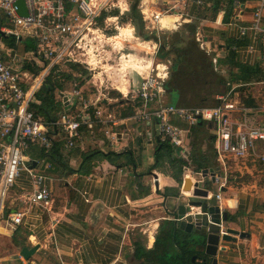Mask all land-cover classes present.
<instances>
[{"label": "crops", "instance_id": "crops-1", "mask_svg": "<svg viewBox=\"0 0 264 264\" xmlns=\"http://www.w3.org/2000/svg\"><path fill=\"white\" fill-rule=\"evenodd\" d=\"M145 1L153 12L171 8L170 13H163V16H170V23H174L170 30H182L185 25L195 29L196 40L202 48L213 53L217 61L220 60L218 69L225 75H240L236 64L258 69L256 78L251 77L245 85L228 82L227 92L217 98L227 96L236 105L225 116L234 128L243 123L264 124V96L261 99L255 94L257 88H260L258 91L264 89V40L250 28L258 0H206L202 5L196 0ZM142 2L139 0L137 5L141 14ZM176 4L177 9L174 8ZM132 6L129 1L123 8L110 6L98 17V26L106 37L107 56L100 62L99 74L93 76L92 71L78 63L75 64L84 68L85 74L68 64L67 69L60 68L74 76H82L83 80L64 89L80 91L69 101H63L60 91L57 92L56 98L62 103L58 116L63 112L76 114L82 106L80 98L91 102L100 97L99 106L111 113L115 121L106 125L97 123L95 107H92L91 119L95 126L89 128L83 124L82 139L71 148H66L64 134L58 128L53 143L64 141L62 153L68 162L65 169L50 157H43L46 148L41 143L33 142L28 146L27 156L38 162L36 166L32 162L31 166L46 176L53 201L45 209L26 202L24 194L33 191V184L29 172H21L7 197L0 224V240L5 239L19 248L20 257L0 255V264H149L145 255L139 253V247L157 248L161 252L164 244L159 242L161 245H158L160 237L172 232L181 237L189 235L191 241L195 239V228L187 232L180 228L177 220L180 204L200 199L183 190L186 177L199 179L209 190L208 198H214L221 212L227 213L223 230L230 227L244 232L243 237L232 234L236 240L221 237L215 256L194 245L199 264H203L204 258L207 264H212L214 258L217 264H264V162L251 157L237 159L230 156L223 164L216 152V122L202 121L192 128L187 140L188 151L173 146L174 156L186 162L179 166L180 173L179 167L168 158L159 157L161 143L156 124L139 123L133 118L137 103L126 94L132 90V82L140 79L139 72L145 73L146 68L157 63L158 51L155 53V50L159 49V43L152 34L160 35L162 31L151 29L143 14V23H134ZM5 21L1 15L0 25ZM261 21L264 25V9ZM126 28L133 34L123 32ZM19 47L23 54L31 57L36 42L25 38ZM43 66L42 62L26 60L23 67L38 73ZM52 72L54 70L47 77ZM164 99L170 102L167 94ZM245 100H253L254 105H247ZM176 123L185 126L181 120L177 119ZM258 148L264 151V141L258 142ZM94 151L117 152L122 156L112 159L102 154L86 157ZM193 155L195 162L207 159L206 166L195 169ZM46 159L55 163L58 170H42ZM49 166L47 163L46 167ZM204 169L209 171L201 178L199 172ZM217 194L221 195L219 199ZM17 211L26 212L23 223H7L9 215ZM199 211L200 207H193L186 219L192 222V212ZM35 245L38 249L26 259L22 248ZM169 248V264L182 263L181 259L185 257L174 237L169 241ZM192 257L187 260L188 264H193Z\"/></svg>", "mask_w": 264, "mask_h": 264}, {"label": "built area", "instance_id": "built-area-1", "mask_svg": "<svg viewBox=\"0 0 264 264\" xmlns=\"http://www.w3.org/2000/svg\"><path fill=\"white\" fill-rule=\"evenodd\" d=\"M17 1L0 0V16L6 19L0 25V224L7 197L23 170L29 172L33 184V191L24 194L25 201L43 209L48 208L53 201L46 176L32 168L33 161L27 156V148L31 143L39 142L45 148H50L58 126L64 134L66 148L76 146L82 139L81 126L87 124L93 128L96 124L91 119L92 107H95L97 123L106 125L111 120L115 121L111 113H106L99 106L100 97L91 102L80 98L82 106L76 114L63 112L54 124L37 117L31 105L37 101L35 95L47 75L55 68L73 62L85 65L93 72V76L100 73V62L107 56L106 37L98 26V17L110 6L123 8V4H127L126 0H23L27 14H21ZM196 2L202 5L206 0ZM147 4L143 0L140 6L143 17L150 22L151 29L156 28L160 32L161 16L170 13L171 8L153 12ZM174 8H178L177 4ZM263 9L264 0H258L250 26L262 40ZM245 31L246 27L243 28ZM25 38L36 42V50L31 53L34 59L19 49ZM26 60H36L44 66L40 72L31 73L23 67ZM214 61L217 62L216 57ZM138 75L140 79L132 82L133 88L126 96L137 103L133 115L137 122L156 124L159 142H168L188 151L187 140L192 128L200 121H215L216 152L223 164L230 156L237 159L251 157L264 162V151L258 148V142L264 141V124L252 126L243 123L234 128L225 116L236 105L227 96H220L221 102L217 106H179L164 99L169 77L168 63L157 62ZM60 94L63 101H69L80 91L62 90ZM177 119L184 122L185 126L177 124ZM199 173L202 178V173ZM156 179L153 178V181ZM220 197L217 194V198ZM25 214V211L12 213L6 222L20 225Z\"/></svg>", "mask_w": 264, "mask_h": 264}, {"label": "trees", "instance_id": "trees-1", "mask_svg": "<svg viewBox=\"0 0 264 264\" xmlns=\"http://www.w3.org/2000/svg\"><path fill=\"white\" fill-rule=\"evenodd\" d=\"M131 8V20L140 25L143 23L142 14L137 5L139 0H135ZM182 30L152 34V37L159 43V49L157 53V62H166L169 64V77L166 82V94L170 102L179 106H217L221 100L217 95L225 94L229 88L228 82L239 83L241 86L245 85L247 80L257 73L256 67L247 65H238L239 74L225 75L218 69L220 60L215 64L213 53L208 52L201 47L198 40L195 38V29H190L185 25ZM72 68L86 73L84 68H80L73 62L68 63ZM61 67L55 68L46 79L44 85L36 93V100H40L39 103L33 102L31 109L34 111L37 117H41L45 122L54 124L59 116L58 114L62 110V103L57 100V92L64 89H70L72 85L80 84L79 81L83 80L82 76H74L72 72L62 71ZM256 78V77H254ZM59 89V90H57ZM247 105H254L253 100H245ZM58 129V126H56ZM160 155L159 157L168 158L169 162L175 166L185 164V160L174 156L173 146L168 142H160ZM63 142L54 141L50 148L43 149V157H50L55 163L65 169L68 167V162L64 159L62 153ZM102 154L109 159L115 156H122L121 153L110 152L102 153L100 151H94L86 157L96 156ZM196 161L195 156H192V165ZM198 161V160H197ZM205 162H195L197 170L206 166ZM197 163V164H196ZM182 169L179 167L178 172L181 173ZM176 239V243L183 251L185 258L181 259V262H187L192 256L195 255L194 245L195 239L191 241L189 235H183L182 237L177 234H167L160 237L158 245L164 244L161 252L155 249H146L139 247V253L145 255L149 264H169L167 257L169 256V241L171 238ZM181 237V238H180ZM182 239V241L180 239ZM157 245V246H158ZM193 245V246H192ZM160 249V248H159ZM188 263V262H187ZM172 264H181L179 261Z\"/></svg>", "mask_w": 264, "mask_h": 264}, {"label": "water", "instance_id": "water-1", "mask_svg": "<svg viewBox=\"0 0 264 264\" xmlns=\"http://www.w3.org/2000/svg\"><path fill=\"white\" fill-rule=\"evenodd\" d=\"M20 7L21 14H27L24 7V1H17ZM202 123V121H200ZM211 124V122H210ZM159 141V137H158ZM50 163L49 167L46 164ZM34 166L38 164L37 161H33ZM42 170L47 171H57L58 167L50 159H46L42 166ZM208 169L202 171V175L208 173ZM203 176V177H204ZM184 191L192 192L194 196L200 197V199H191L187 203L180 204L177 211V220L180 222V228L186 230L187 232H192L195 228V245L200 247L205 253L210 255H217V249L219 246L220 238L224 240H236L232 234H239L241 237L244 236V232H240L234 228L227 227L225 230L222 229V223L228 220L227 213L221 212L219 206L215 204L214 198L209 197V190L203 187L202 182L199 179L193 180L191 177H186L184 180ZM193 207H200L201 211L192 212L194 220L192 222L188 221L186 217L188 213L192 211ZM39 246L35 245L31 248L25 246L22 248V255L29 259L32 254L36 252ZM193 264H199L198 256L194 255L191 259ZM181 264H188L187 262H182ZM203 264H207V259H203ZM212 264H217V260L214 258Z\"/></svg>", "mask_w": 264, "mask_h": 264}, {"label": "rangeland", "instance_id": "rangeland-1", "mask_svg": "<svg viewBox=\"0 0 264 264\" xmlns=\"http://www.w3.org/2000/svg\"><path fill=\"white\" fill-rule=\"evenodd\" d=\"M116 1V0H115ZM127 2L129 1L130 3H134L136 2L135 0H126ZM141 1V0H140ZM174 25H171L169 26L168 28H161L160 27V30L162 31V33H165V32H172V31H175L174 29L170 30ZM63 68L67 69L68 66H64ZM258 89L260 90V88H257L255 90V94L257 96L260 95V98L263 99V96H264V89H262L261 91H258ZM167 165V164H166ZM18 254V255H17ZM0 255L4 256V255H10L12 257H20L19 255V248H17L15 245H13V243L11 244V242L5 240V239H1L0 240ZM23 258V257H22ZM23 260H25L23 258ZM26 264H30L29 262L26 263ZM35 264V263H34Z\"/></svg>", "mask_w": 264, "mask_h": 264}, {"label": "bare ground", "instance_id": "bare-ground-1", "mask_svg": "<svg viewBox=\"0 0 264 264\" xmlns=\"http://www.w3.org/2000/svg\"><path fill=\"white\" fill-rule=\"evenodd\" d=\"M171 25H174V23H170V16H162L161 18V23H160V27L163 28V27H169ZM163 26V27H162ZM123 32H125L126 34L129 33L131 34L132 33V30L131 29H123ZM124 34V33H123ZM133 34V33H132ZM124 56V55H123ZM121 59V58H120ZM123 60V59H122ZM150 61V60H149ZM147 63V62H146ZM138 64V63H137ZM135 66V64H133ZM148 65V64H147ZM141 66V65H140ZM152 66V65H151ZM134 68V67H133ZM139 71V70H138ZM141 72V71H140Z\"/></svg>", "mask_w": 264, "mask_h": 264}]
</instances>
